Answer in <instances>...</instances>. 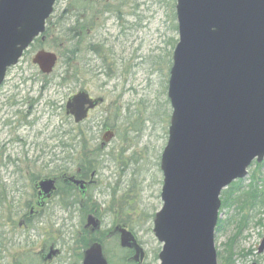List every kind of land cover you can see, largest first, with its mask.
<instances>
[{"label": "rangeland", "instance_id": "1", "mask_svg": "<svg viewBox=\"0 0 264 264\" xmlns=\"http://www.w3.org/2000/svg\"><path fill=\"white\" fill-rule=\"evenodd\" d=\"M175 6V0H95L87 16L94 21L92 30L82 45L83 50L88 49L76 57L84 68L77 81L69 74L66 57L70 45L62 35L69 28L81 29L72 24L70 12L87 6L76 0H57L42 47L35 41L18 64L7 70L0 86V234L14 246L0 247V264H36L35 254L51 244L60 251L53 264H70L82 253L81 248L86 249L83 257L92 251L104 254L105 248L116 264L112 250L119 254L118 240L106 237L102 247H86L90 241L82 228L83 218L72 208L60 207L58 197L47 202L27 228L17 229L34 201L32 182L55 176L49 173L58 167L52 163L57 131L67 130L64 117L71 119L65 114V104L81 89L93 99H103L81 125L87 131L83 135L86 155L95 162V168L86 172L87 176L93 173L95 181L86 204L96 207L103 234L118 222L135 236L144 253L139 264H160L162 244L152 230L162 207L160 161L172 114L167 87L178 42ZM40 49L58 56L48 76L31 63ZM106 130L113 138L101 147ZM82 156L80 150L75 153L70 173L80 161L85 162ZM247 172L246 178L222 191L231 188L229 205L221 204V223L215 231L217 264H223L229 255L232 264H264V252L258 253L264 207L251 208L237 201L253 176L262 178L257 187L263 190L264 160ZM79 241L83 243L77 244ZM119 257H123L122 263L117 264H135L122 252Z\"/></svg>", "mask_w": 264, "mask_h": 264}, {"label": "water", "instance_id": "2", "mask_svg": "<svg viewBox=\"0 0 264 264\" xmlns=\"http://www.w3.org/2000/svg\"><path fill=\"white\" fill-rule=\"evenodd\" d=\"M56 1L0 0V86L34 40L45 41ZM175 1L178 42L167 87L172 114L160 161L162 207L152 232L162 244L160 264H217L221 191L264 160V0ZM57 61L56 54L39 50L31 63L48 76ZM101 101L79 92L67 100L65 114L77 125ZM112 137L106 131L101 147ZM64 182L82 185L73 178ZM54 184L39 182L45 198ZM87 226L98 229L93 217ZM119 234L120 247L134 250L132 260L139 263L142 250L133 235L124 228ZM83 264L106 261L92 251Z\"/></svg>", "mask_w": 264, "mask_h": 264}, {"label": "flooded vegetation", "instance_id": "3", "mask_svg": "<svg viewBox=\"0 0 264 264\" xmlns=\"http://www.w3.org/2000/svg\"><path fill=\"white\" fill-rule=\"evenodd\" d=\"M76 1H78L79 4H84V6H87V9L86 8L84 10H80V9L75 10V9H73L70 12L71 15H74V17H73L74 22L72 24H77L78 26L81 27V29L79 31H77V32L74 29H70L69 28L68 36H67V39H68L67 42L70 45V49L68 50V54H67L68 55L67 56V61H68L69 65H70L69 66V74H70L71 78H73L74 80H77L78 76L80 75L79 71L82 70V69L84 70V68H80V66L78 65L79 64L78 61L76 62V57H77V55H80L81 53H84L88 49V47L86 46L85 47L86 50H83L82 49V45L86 42L85 36L90 35V31L92 30V23L94 21H92L93 19L91 21H89L88 20L89 18H87V16L89 17V15H88L89 12L88 11L92 10L91 6H93L95 4V0H76ZM86 12H88V13H86ZM90 15H92V14L90 13ZM79 92H85L90 99L94 100L86 92L85 89H81V90L77 91L76 93L71 95L69 98L73 97L74 95L78 94ZM101 100H102L101 101V103H102L103 99L101 98ZM100 104H98L94 109L88 111L86 119L88 118V115H89L90 112L94 111L95 109H97L99 106L102 105V104L101 105ZM86 119H85V121H86ZM92 174L93 173H91L88 176V178H80L81 175H82V177L83 176L85 177L87 175L86 172H82L81 168H75V171L73 173L67 174L68 177H73L75 180L82 182L81 186L80 185H74V184H71V183H65L64 180H62V184H60L58 182L57 178H53V177L43 178V179H40V180H38L36 182H32L33 183L32 184V188H33V192H34V201L28 207V213H27L26 217L23 218V220H21L17 224V226H18L17 229L19 230V229H23L25 227L27 228L26 225H29L31 222H33L34 219L38 218V216L40 214V211L45 207L47 202H49L53 197H58L59 196V195H55V194L58 191V187L60 185L71 186L72 188H74L73 189L74 192L80 197V202L77 205L74 206L73 210H76L75 212L80 217L83 218V220H82V225H83L82 228H83V231L87 234L88 239L90 241V243H86L85 246L86 247H91L90 245H93V244H98V245L101 246L103 244V242H101V241H104L106 237L112 238L115 241L118 240V246H119L120 249L119 250L116 249V250H118L119 254H120V252L126 254V258L125 259L132 263L133 262L132 258H133L134 254H135L134 250L123 249V248L120 247L119 229H122V228L126 229L125 226H122L121 223L117 222L115 225H113L111 231L106 232L105 234H103L104 233L103 232L104 231V229H103V221L97 215L98 212L96 210V207L93 204L91 206L86 204L87 197L90 194V190L92 188H94V185H95L94 177H91ZM44 179H53L55 181V184H54L55 189H54V191L52 192V194H51V196L49 198H45L42 195L41 190H40V188L38 186L39 182L44 180ZM73 214H75V213H73ZM88 217H93L95 219V221H97L98 229H93L92 226H87ZM110 228H111V226H110ZM101 234H103V235L101 236ZM133 237L135 238L134 235H133ZM135 240H136V238H135ZM26 241H28L27 237H26ZM82 243H83L82 241H79L77 244H82ZM137 245L139 246L138 243H137ZM3 246H14V245L12 244V241L9 238H7L4 233H1L0 234V247H3ZM140 249L142 250L141 247H140ZM81 250H82V253L78 254L76 256L75 260L73 262H71L70 264H83L84 257H85V256L83 257V252L86 249H82L81 248ZM55 251H56V254L55 255H51L48 258L50 253L55 252ZM112 251H113L114 256H115L114 258L116 259V264L119 263V261H120V263H122L123 257L122 258L119 257L118 253L116 254L114 252V250H112ZM102 253L105 254V255L102 254V257L106 261V264H113L112 263V259L109 256L110 255L109 251L105 250V248H104V251H102ZM59 255H60V251L58 249H56L54 244H51V245L48 246V248H43L42 247L40 252L35 254L34 257L37 260L36 264H53L52 262L56 258H58ZM143 255H144V253H143V250H142V259H143ZM118 257L120 259H118ZM108 258H110V259L108 260ZM17 264H22V262L19 261V262H17ZM252 264H256V263H252Z\"/></svg>", "mask_w": 264, "mask_h": 264}, {"label": "trees", "instance_id": "4", "mask_svg": "<svg viewBox=\"0 0 264 264\" xmlns=\"http://www.w3.org/2000/svg\"><path fill=\"white\" fill-rule=\"evenodd\" d=\"M53 19V18H52ZM52 21V20H51ZM48 22V28L46 29L45 32V37L47 39L48 32L50 27H52V22ZM68 31L63 33V37L67 39L68 36ZM38 42L39 46L42 47V42L38 39L36 40ZM61 44L57 45V48L59 49ZM67 61V57H66ZM63 123L64 127H67L65 129L60 128L57 131V136H56V144L53 147L52 155H53V160L52 163L58 165V167H55L54 169L51 170L49 174H55V176H47L57 178L58 182L62 184V179L64 180L65 176L69 174L72 171V168L75 166L74 165V158L73 156L75 153L80 150L84 152V157L82 156V159H84L85 162L80 161V165L76 166V168H81L82 172H91L90 170L95 168V162L92 159H89V157L86 155V149H87V143L84 140V136L86 134V129L82 128V124L75 126L72 121H70L68 118L64 117L63 118ZM84 135V136H83ZM83 165L85 167H83ZM257 167H260L257 165ZM80 178H88L86 175L85 177L81 175ZM259 180H262L261 177H256L253 176L251 180V185L249 188L243 192V194L240 196L241 199L237 200L238 202H243L244 205H249V207H264V187L262 191H258L257 187V182ZM264 180V179H263ZM71 186H63L60 185L58 187V191L56 192L55 195H59V202L58 205L60 207H64L67 210H73L74 206L77 205L80 202L79 196L74 192ZM231 189V188H230ZM230 189L227 191H224L222 194V199H221V204L223 206H228L229 200H230ZM220 221L217 224L216 231L218 232L219 226H220ZM223 264H232V261L230 260V255L228 258L224 259Z\"/></svg>", "mask_w": 264, "mask_h": 264}]
</instances>
